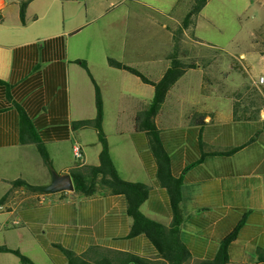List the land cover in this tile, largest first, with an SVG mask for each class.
Here are the masks:
<instances>
[{"label": "crops", "instance_id": "1", "mask_svg": "<svg viewBox=\"0 0 264 264\" xmlns=\"http://www.w3.org/2000/svg\"><path fill=\"white\" fill-rule=\"evenodd\" d=\"M191 3L33 0L23 24L20 1L0 0V199L8 194L0 207V246L20 250L36 264H67L64 250L82 254L93 246L158 259L147 236L130 237L133 220L124 195L33 194L12 182L36 187L52 181L37 146L23 143V114L47 146L57 174L77 165L75 143L86 166L100 164L97 131L73 127L96 117V83L119 174L150 187L141 210L169 226L170 197L158 179L148 133L136 123L155 88L109 60L157 82L174 57L195 67L171 88L155 122L172 173L183 179L180 238L192 263L212 260L244 221L230 245V260L264 264L257 260V251L264 250V51L257 50L256 39L251 61L249 53L228 51L235 41L227 38L234 25L232 0H209L178 35ZM252 64L261 68L259 78ZM0 264L20 260L3 252Z\"/></svg>", "mask_w": 264, "mask_h": 264}, {"label": "trees", "instance_id": "2", "mask_svg": "<svg viewBox=\"0 0 264 264\" xmlns=\"http://www.w3.org/2000/svg\"><path fill=\"white\" fill-rule=\"evenodd\" d=\"M21 3L20 17L21 22L26 24V12L29 4L33 0H19ZM209 0H192L189 11L187 12L182 27L176 33L181 35L189 30L195 20L206 6ZM171 66L165 72L163 77L153 82L144 76L137 69L124 65L116 60L110 59L109 64L117 69H124L140 77L143 82L151 84L155 88L154 98L150 106L137 114V127L146 130L149 136L151 150L158 164V179L161 185L168 191L170 203L173 211V219L169 226H165L155 220L147 217L141 210L142 205L149 197L150 187L140 182H130L121 177L111 155V148L104 130L105 108L103 95L100 87L95 83L96 88V117L90 120L73 122L75 129L93 128L97 131L99 141L102 145L100 154V164L98 166H86L77 164L71 168L69 174L73 178L75 193L81 197H92L95 195H124L127 199V213L133 222L130 229V237L145 235L152 242L158 252L157 260H149L138 255L118 251L100 246H93L82 254H77L70 250H64L67 258V264H239L230 260L229 248L237 238L240 228L244 221L238 225L235 230L225 237L219 245L217 254L212 260H203L192 263V256L187 246L180 238L181 226L183 224V215L181 203L183 200V179L173 175L171 169V158L164 149L159 138V129L155 119L164 104L167 95L176 82L185 74V72L194 68L193 62L185 63L182 60L172 57ZM84 68L87 69L85 63ZM24 144H35L38 151L51 173L54 172L52 160L50 158L47 146L37 136L31 120L25 114L22 115ZM237 151H217L214 154L229 155ZM14 188L25 187L29 193L44 194L35 192V186L28 182L18 179L12 182ZM66 192H60L65 194ZM8 194L0 199V206L7 200ZM12 253L16 255L20 264H36L29 256L23 254L20 250L12 249L7 246H0V253ZM257 260L264 263V250L257 251Z\"/></svg>", "mask_w": 264, "mask_h": 264}, {"label": "rangeland", "instance_id": "3", "mask_svg": "<svg viewBox=\"0 0 264 264\" xmlns=\"http://www.w3.org/2000/svg\"><path fill=\"white\" fill-rule=\"evenodd\" d=\"M232 2L234 25L232 29L228 28L227 38L235 41L228 45V51L237 56L241 53H249L248 59L251 61L257 56L252 53L253 39L258 43L257 50L264 51V0H232ZM234 66H238L236 62ZM260 71L261 68L254 66L253 72L257 78L260 76Z\"/></svg>", "mask_w": 264, "mask_h": 264}, {"label": "water", "instance_id": "4", "mask_svg": "<svg viewBox=\"0 0 264 264\" xmlns=\"http://www.w3.org/2000/svg\"><path fill=\"white\" fill-rule=\"evenodd\" d=\"M19 1V0H16ZM35 192H43L48 194H57L60 192H73L75 190L73 178L70 174L59 175L52 173V181L47 186H36L33 188Z\"/></svg>", "mask_w": 264, "mask_h": 264}, {"label": "built area", "instance_id": "5", "mask_svg": "<svg viewBox=\"0 0 264 264\" xmlns=\"http://www.w3.org/2000/svg\"><path fill=\"white\" fill-rule=\"evenodd\" d=\"M260 82L264 83V78H261ZM73 154L75 156L77 164L83 165L84 164V154H83L82 147H81V145L79 143H75L73 145ZM2 206L3 205H1L0 207L2 208Z\"/></svg>", "mask_w": 264, "mask_h": 264}]
</instances>
